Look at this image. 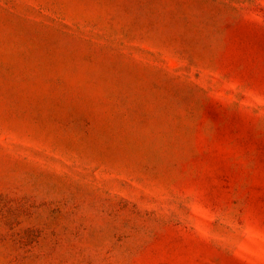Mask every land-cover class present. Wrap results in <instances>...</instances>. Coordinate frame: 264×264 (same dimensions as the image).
<instances>
[{"label":"rangeland","instance_id":"obj_1","mask_svg":"<svg viewBox=\"0 0 264 264\" xmlns=\"http://www.w3.org/2000/svg\"><path fill=\"white\" fill-rule=\"evenodd\" d=\"M0 264H264V0H0Z\"/></svg>","mask_w":264,"mask_h":264}]
</instances>
